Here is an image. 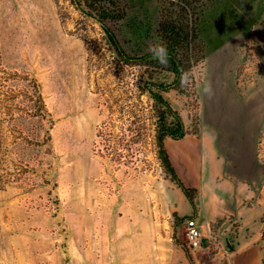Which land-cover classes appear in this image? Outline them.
Instances as JSON below:
<instances>
[{
	"label": "rangeland",
	"instance_id": "obj_1",
	"mask_svg": "<svg viewBox=\"0 0 264 264\" xmlns=\"http://www.w3.org/2000/svg\"><path fill=\"white\" fill-rule=\"evenodd\" d=\"M113 1L124 17L106 23L137 58L128 64L69 0H0V264H264V0ZM179 11L198 60L187 87L161 92L186 133L164 144L197 185L194 210L156 147L162 113L148 91L173 74L141 59ZM259 202L261 244L232 254L235 207Z\"/></svg>",
	"mask_w": 264,
	"mask_h": 264
},
{
	"label": "trees",
	"instance_id": "obj_2",
	"mask_svg": "<svg viewBox=\"0 0 264 264\" xmlns=\"http://www.w3.org/2000/svg\"><path fill=\"white\" fill-rule=\"evenodd\" d=\"M70 3L77 9L84 12L90 17H94L99 22L101 28L105 32L108 44L113 48L116 55L122 59V62L128 64L137 60V58L129 57L124 50L122 49L119 39L113 29H111L106 20L118 17H124V9L120 11L111 9V6H114L113 0H69ZM118 5V4H117ZM82 6L87 8L83 11ZM194 30L190 27L187 19L184 18L181 11L177 12V15H165L162 17L158 24V33L161 39L166 43L169 53H170V63L167 68L161 67L150 55L142 57L141 59L145 60V65L152 67L153 69H159L167 71L173 74V81L167 85L158 84L156 85V90H149L148 93L150 98L158 104L159 113L156 119V132L155 140L158 155L161 161V164L165 172L170 176V179L174 184L184 193L187 200L189 201L192 209H195L194 205V194L196 189L193 187H187L179 178L176 173L167 150L165 148L164 140L165 137H170L172 140H179L185 136V131L183 123L179 114L172 109L170 104L164 99L161 92L167 91L169 89L175 88L180 85V73L181 71H188L191 67L197 62L198 59H192L189 56L190 48L194 40ZM195 62V63H194ZM37 98L39 100L40 109L39 112H42L43 115H46L44 104L41 100V95L39 92L35 91ZM45 113V114H44ZM169 113L173 117V122L168 126L165 125L164 114ZM41 115V116H43ZM172 125V126H171Z\"/></svg>",
	"mask_w": 264,
	"mask_h": 264
},
{
	"label": "crops",
	"instance_id": "obj_3",
	"mask_svg": "<svg viewBox=\"0 0 264 264\" xmlns=\"http://www.w3.org/2000/svg\"><path fill=\"white\" fill-rule=\"evenodd\" d=\"M185 139H186V137H183L182 139L172 140V141L181 142L182 140H185ZM165 146L167 148V153L169 155V158L172 157V155L170 154V151L168 150V142H165ZM174 166H175V164L173 165V167ZM174 169H175V171L177 170L176 173H179L176 166L174 167ZM184 185L193 187L195 189L197 187V185H195V184H192V185L184 184ZM234 185H235L234 183L231 184V187L233 190H235L234 187H236V185L235 186ZM235 211H236V213L239 214V216H238L239 224L236 228L237 229L236 230L237 241L235 244L234 252L232 254H235V255L242 254V255H247L246 257H248V254L255 247V245L257 243L259 245L261 244V203L259 202V204H257V205L247 206V207L242 208V209L235 207ZM251 214L254 216H253L252 220H249V218H247V217H249V215H251ZM204 218H206V220L208 221L207 216ZM195 220L197 222L196 218H195ZM252 222L254 224L258 225V228L255 232L250 230L251 229L250 226H251ZM197 224H198V222H197ZM199 225L201 226V224H199ZM230 264H233V263L231 262Z\"/></svg>",
	"mask_w": 264,
	"mask_h": 264
},
{
	"label": "clouds",
	"instance_id": "obj_4",
	"mask_svg": "<svg viewBox=\"0 0 264 264\" xmlns=\"http://www.w3.org/2000/svg\"><path fill=\"white\" fill-rule=\"evenodd\" d=\"M146 51L150 55L151 59L156 61L157 64H159L163 68H167L170 63V53L169 49L166 45V43L160 38L155 37L153 40H149L147 42V49ZM188 71H181L180 73V85L181 87H187L189 84V72ZM201 94L204 96H212L213 89L210 84H204V86L201 89Z\"/></svg>",
	"mask_w": 264,
	"mask_h": 264
},
{
	"label": "built area",
	"instance_id": "obj_5",
	"mask_svg": "<svg viewBox=\"0 0 264 264\" xmlns=\"http://www.w3.org/2000/svg\"><path fill=\"white\" fill-rule=\"evenodd\" d=\"M185 230V242L188 249L196 250L201 245V226L194 218L187 219L183 223Z\"/></svg>",
	"mask_w": 264,
	"mask_h": 264
}]
</instances>
